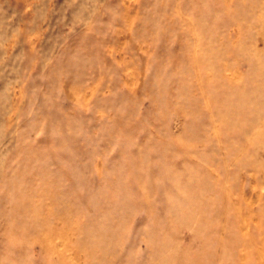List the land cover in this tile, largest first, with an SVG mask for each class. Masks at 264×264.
Here are the masks:
<instances>
[{
    "label": "rangeland",
    "instance_id": "obj_1",
    "mask_svg": "<svg viewBox=\"0 0 264 264\" xmlns=\"http://www.w3.org/2000/svg\"><path fill=\"white\" fill-rule=\"evenodd\" d=\"M0 60V264H264V0H0Z\"/></svg>",
    "mask_w": 264,
    "mask_h": 264
},
{
    "label": "clouds",
    "instance_id": "obj_2",
    "mask_svg": "<svg viewBox=\"0 0 264 264\" xmlns=\"http://www.w3.org/2000/svg\"><path fill=\"white\" fill-rule=\"evenodd\" d=\"M19 32H20V30L17 29L16 33H14V34L12 35L11 40H15V39H16V35H17V33H19ZM2 63H3V60H0V64H2ZM10 242L14 243V237L11 238V241H10Z\"/></svg>",
    "mask_w": 264,
    "mask_h": 264
}]
</instances>
